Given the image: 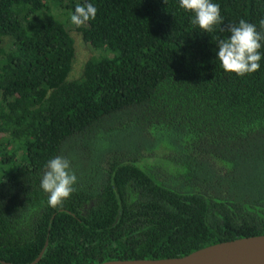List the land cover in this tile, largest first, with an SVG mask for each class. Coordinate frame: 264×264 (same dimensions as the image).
<instances>
[{
  "label": "trees",
  "instance_id": "1",
  "mask_svg": "<svg viewBox=\"0 0 264 264\" xmlns=\"http://www.w3.org/2000/svg\"><path fill=\"white\" fill-rule=\"evenodd\" d=\"M212 2L224 24L204 33L179 0H0L1 261L46 243L36 264L178 258L264 235V47L243 78L217 57L228 24L264 31V0ZM85 3L97 16L77 28ZM72 27L105 53L77 79ZM61 155L78 182L54 210L40 182Z\"/></svg>",
  "mask_w": 264,
  "mask_h": 264
},
{
  "label": "clouds",
  "instance_id": "2",
  "mask_svg": "<svg viewBox=\"0 0 264 264\" xmlns=\"http://www.w3.org/2000/svg\"><path fill=\"white\" fill-rule=\"evenodd\" d=\"M179 5L185 12L193 14L192 24L204 33H212L218 25L224 24L220 5L212 0H179ZM97 11L91 3L77 4L70 21L75 27H82L96 19ZM259 25L264 30V18ZM220 31L229 33L225 38L217 37V57L224 72L243 78L259 71L264 31H258L255 24L244 19L238 24H228L227 29L221 28ZM46 169L40 188L47 194L48 206L60 209L76 191L78 178L71 170L70 161L62 155L49 159Z\"/></svg>",
  "mask_w": 264,
  "mask_h": 264
},
{
  "label": "water",
  "instance_id": "3",
  "mask_svg": "<svg viewBox=\"0 0 264 264\" xmlns=\"http://www.w3.org/2000/svg\"><path fill=\"white\" fill-rule=\"evenodd\" d=\"M47 243L38 258L40 261ZM2 264H11L1 261ZM98 264H264V235L239 238L198 249L184 257L116 260Z\"/></svg>",
  "mask_w": 264,
  "mask_h": 264
},
{
  "label": "rangeland",
  "instance_id": "4",
  "mask_svg": "<svg viewBox=\"0 0 264 264\" xmlns=\"http://www.w3.org/2000/svg\"><path fill=\"white\" fill-rule=\"evenodd\" d=\"M49 3H50L49 5L53 8V12L56 14V16L60 17L61 12L55 9L56 8L55 6H57L56 1L54 2L50 1ZM71 35L73 36L76 42V57H75V61L73 64L72 72L70 74V79H77L81 77L84 66L88 61L90 60L97 61L103 55H105V53L94 51L92 46L90 47L86 45L83 42L81 36L75 31L73 27L71 28ZM7 148L10 151H14L15 145L12 142H8Z\"/></svg>",
  "mask_w": 264,
  "mask_h": 264
}]
</instances>
